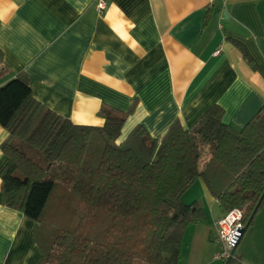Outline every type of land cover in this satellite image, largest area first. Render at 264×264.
<instances>
[{
	"label": "crops",
	"instance_id": "obj_1",
	"mask_svg": "<svg viewBox=\"0 0 264 264\" xmlns=\"http://www.w3.org/2000/svg\"><path fill=\"white\" fill-rule=\"evenodd\" d=\"M0 50V86L28 77L34 96L75 124L101 127L103 110L133 109L123 134L142 124L161 140L213 105L235 129L264 108V0H108L103 13L96 0H0ZM8 137L0 124V172ZM182 198L201 201L204 218L186 227L178 264H221L220 202L202 178ZM43 240L38 221L2 203L0 178V264H40ZM235 254L264 264V204Z\"/></svg>",
	"mask_w": 264,
	"mask_h": 264
},
{
	"label": "trees",
	"instance_id": "obj_2",
	"mask_svg": "<svg viewBox=\"0 0 264 264\" xmlns=\"http://www.w3.org/2000/svg\"><path fill=\"white\" fill-rule=\"evenodd\" d=\"M132 111L103 110L104 126L80 125L39 101L24 75L0 86L9 132L1 201L39 222L40 264H178L186 227L204 218L201 201L182 198L199 178L247 223L264 193V108L235 129L213 105L190 128L176 120L161 140L142 124L124 136ZM228 264L244 263L235 254Z\"/></svg>",
	"mask_w": 264,
	"mask_h": 264
},
{
	"label": "built area",
	"instance_id": "obj_3",
	"mask_svg": "<svg viewBox=\"0 0 264 264\" xmlns=\"http://www.w3.org/2000/svg\"><path fill=\"white\" fill-rule=\"evenodd\" d=\"M96 7L100 13H103L108 7V0H96ZM216 223L215 241L218 251L215 258L222 260L224 264L229 258L235 256L234 247L240 235V229L245 226L244 211L241 208H234L222 215Z\"/></svg>",
	"mask_w": 264,
	"mask_h": 264
},
{
	"label": "water",
	"instance_id": "obj_4",
	"mask_svg": "<svg viewBox=\"0 0 264 264\" xmlns=\"http://www.w3.org/2000/svg\"><path fill=\"white\" fill-rule=\"evenodd\" d=\"M263 198H264V193H263V195L261 196L260 200L258 201L256 207L254 208V210H253V212H252L250 218L248 219L247 223L245 224V226H244L242 229H240V235H239L238 240H237V242H236V244H235L233 254L235 253V250H236V248L238 247L239 243L241 242L243 236H244L245 233L247 232V230H248V228H249V226H250L251 221L254 219V217H255V215H256V213H257V211H258V209H259V207H260V205H261V203H262ZM230 260H231V259L229 258V259L226 261V264H228V263L230 262Z\"/></svg>",
	"mask_w": 264,
	"mask_h": 264
},
{
	"label": "rangeland",
	"instance_id": "obj_5",
	"mask_svg": "<svg viewBox=\"0 0 264 264\" xmlns=\"http://www.w3.org/2000/svg\"><path fill=\"white\" fill-rule=\"evenodd\" d=\"M127 131H128V127L125 128V131H124L125 133L123 134L124 136L126 135ZM210 150H211L210 147H209V148H206L205 152H206V153H207V152L209 153ZM205 152H204V155H205ZM37 153H38V152H37ZM38 154L40 155V153H38ZM40 156H41V155H40ZM204 157H205V156L202 157L200 164H202V161H203ZM67 202H68V201H67ZM68 205H71L70 202H68ZM221 264H223V261H221Z\"/></svg>",
	"mask_w": 264,
	"mask_h": 264
}]
</instances>
